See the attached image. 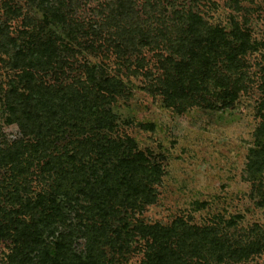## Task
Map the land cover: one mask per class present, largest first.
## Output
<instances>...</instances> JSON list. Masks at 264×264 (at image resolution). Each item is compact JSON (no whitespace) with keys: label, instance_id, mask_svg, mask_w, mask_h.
I'll return each mask as SVG.
<instances>
[{"label":"rangeland","instance_id":"rangeland-1","mask_svg":"<svg viewBox=\"0 0 264 264\" xmlns=\"http://www.w3.org/2000/svg\"><path fill=\"white\" fill-rule=\"evenodd\" d=\"M199 22L226 32L237 27L249 40L238 71L227 70L229 46L214 65L220 74L240 78L234 101L212 83L193 98L164 85L167 71L175 76L187 63L177 45L186 51L193 38L201 40ZM41 45L46 48L39 50ZM48 54L52 62L43 69L40 62ZM26 70L55 104L66 98L62 93L70 84L80 90L71 108L82 113L60 112L53 123L54 154L66 158L81 141L90 145L82 160L100 176H122L120 160L137 151L161 169L155 181L141 184L150 195L129 204L122 187L115 195L116 216L88 220L103 223L109 237L121 232L99 244L103 264H143L148 244L139 230L144 225L165 228L172 241L183 236L188 243L196 228L212 235L215 230L231 245L219 261L208 244L204 259L188 258L192 264H264V136H256L264 114V0H0L1 150L22 138L9 119L10 106L28 93ZM79 82L87 86L86 99ZM97 145L101 153L91 150ZM254 150L259 155H251ZM42 162L35 160L24 175L32 197L62 181L47 173L42 177ZM11 181V168L0 161V206L7 209ZM68 215L59 230L69 231L71 222L72 247L82 253L84 225L74 211ZM12 246L9 239L0 240V264H11ZM236 247H244L247 257L231 253Z\"/></svg>","mask_w":264,"mask_h":264},{"label":"trees","instance_id":"trees-1","mask_svg":"<svg viewBox=\"0 0 264 264\" xmlns=\"http://www.w3.org/2000/svg\"><path fill=\"white\" fill-rule=\"evenodd\" d=\"M197 19L200 20L199 17ZM196 33L202 36L201 40L193 38L186 51L183 45L180 43L177 45L182 59L187 58V63L180 65V70H176L175 76L172 71H167L162 79L168 80L164 85L172 87L175 93L179 89L183 96L191 95L193 98L195 92H205L207 84L212 83L215 87L225 90L229 101H234L240 90V78L220 74L214 65L229 46L233 54L226 53L230 64L227 70L231 73L238 71L241 67L239 56L251 47L248 38L237 27L231 32H226L221 27L211 28L202 25L201 22ZM43 48L46 46L41 45L39 50ZM45 59L40 62L43 69L52 62L49 54ZM24 77L28 80V84L24 86L28 93L22 94L23 102L16 100V103L10 106L12 118L9 119V123L14 122L18 125L22 138L14 141L11 146L0 149L1 164L9 165L12 170V189L7 191L6 196L11 208L0 206V240L9 239L13 244L8 256L9 262L11 264H103L105 250L99 247V244L108 242V238L115 239L121 235V232L115 230L114 238L109 237L105 233L103 223L91 224L88 220L99 217L105 221L116 216L118 206H116L115 195L122 187L126 189L125 198L129 200L127 202L129 204L143 195H150V192H146L141 184L144 181H155L161 169L149 163L145 152L137 151L132 156L129 155L120 160L118 165L123 168L122 176L116 175L109 178V173L100 176L94 166H89L82 160L85 155L89 156L87 148L89 144H82L81 141L71 154H66V158L62 154H54L50 150L53 142L49 139V134L53 131V123L58 119L60 112L82 113L79 109L71 108L80 90L70 84L66 92L62 93V95L66 93V98L55 104L48 95H43L44 87L41 83L36 84L32 72L26 70ZM109 82L110 79L103 81L105 84H110ZM80 84L83 85L82 82H79ZM164 85L161 89L167 93ZM86 93H89L87 86L83 85L81 94L85 96V99L88 98ZM30 102L34 104L31 105ZM262 103L264 106V101ZM261 118L256 136H264V114ZM91 147L94 152L103 151L102 146ZM252 154L259 155V151L254 150ZM35 160L43 161L40 165L42 177L47 173L49 177L54 175L53 178H59L62 181L56 182L55 187H52L50 191L41 190L32 197L30 196L32 188L24 175L30 173ZM91 177L95 183L91 182ZM92 184L101 190H96L91 186ZM90 190L93 194H90ZM82 200L87 201L86 204H83ZM72 211L84 225L81 234L87 242L82 253H76L72 247L75 230L71 222L67 224L69 231H60L58 226L67 223L68 213ZM88 229L90 233H95H85ZM172 230L175 229L172 228ZM164 231L165 228L154 225H144L139 230L148 244L143 264H192L188 258L196 255L204 259L202 251L208 244L211 250L217 252L219 261L230 251L231 245L215 236V230L212 235L207 229L196 228L192 231L193 238L190 243L183 236L173 242L172 236H167ZM49 239L52 240L51 244L48 243ZM176 242L179 244L176 245ZM244 251V247H236L231 253L239 257H247L248 254Z\"/></svg>","mask_w":264,"mask_h":264}]
</instances>
